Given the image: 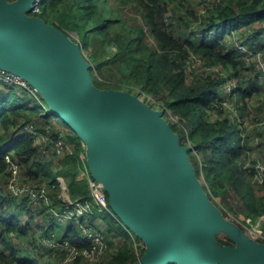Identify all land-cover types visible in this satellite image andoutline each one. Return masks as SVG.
Instances as JSON below:
<instances>
[{
	"label": "trees",
	"instance_id": "1",
	"mask_svg": "<svg viewBox=\"0 0 264 264\" xmlns=\"http://www.w3.org/2000/svg\"><path fill=\"white\" fill-rule=\"evenodd\" d=\"M40 1L37 5L41 11L37 13L32 10L30 14L41 16L71 37L72 32L78 35V39H73L79 42L85 58L91 63L89 71L96 86L108 88L104 85L109 86L108 83L113 79L112 83L119 85L120 79L132 76L133 73L142 77L145 85H154L153 88L147 87V90H156L157 82H161L169 94L166 106L172 116L176 117L175 121H168L179 135L180 142L189 138L188 153L197 176L199 177L200 170H205L208 180L214 185L221 178L232 183L236 188L235 196L240 202V211L251 215L264 209V185L248 190L243 180L239 181L237 177L238 172L243 170L241 151L246 150L247 145L250 149V142L244 139L240 127L237 128L235 121L228 116L226 111L229 108L226 107L225 111L214 106L219 92L228 100V94H237V100L233 104L243 113L247 110L239 106V101L243 100L247 105V98L254 93L264 92V71L256 61L249 58L248 67L255 74L247 77L240 67L246 57L238 48L241 44L249 49V53L256 55L259 52L260 59L264 62V25L254 34L256 37L253 40L243 39L241 33L236 37L231 33L254 21L263 24L264 0H221L213 4L211 14L203 18L197 30H184V36L180 38L175 35L173 26L175 29L179 28V21L185 20V26L189 27V18L194 15L192 9L182 11V0H131L141 12L139 25H126L119 11L108 4L109 0ZM170 2L176 3L180 16L175 12L167 14ZM123 28L134 35H126ZM142 36L152 38L155 44L145 41ZM254 40L257 42L253 43ZM191 53L208 64L221 65L225 71L229 68L227 72L235 75L237 82L226 89L223 72V75L210 73L205 77L189 79L186 75V59ZM121 63L126 72L121 71ZM0 85L4 89L0 92L3 93L0 95V175L7 177V187L5 183H0V264H89L82 259L64 263V252L60 248L53 249L44 244L42 240L47 236L68 238L79 247L85 245L86 240L81 238L80 228L74 222L62 223L47 205L37 206L26 195H13L8 188L9 172L5 169L4 159L6 152L11 153L12 158L21 165L28 181L55 184L52 195L54 194L55 203L60 205L57 176L65 179L71 196L89 197L81 181L76 180L78 169L82 165L79 155L84 151V146L74 133L66 136L70 150L54 153L49 158L43 157L40 145H53L52 134L44 127L54 129L52 122L55 119L49 114L38 113L40 106L33 97L32 102L18 104L14 98L20 94L18 90H22V87L1 81ZM263 105L264 100L260 99L255 109L258 110ZM209 113L215 116L214 119L206 118ZM55 135V140L60 138L59 133L55 132ZM192 147L196 148L193 151L195 154L201 155L202 164L196 160L195 155L194 161L192 160ZM216 152L218 154L215 155ZM263 153L264 151H260L259 155ZM250 163L253 165L255 161L250 160ZM23 216H26L25 220ZM116 216L113 211L94 216L106 223L104 233L107 241L114 236L111 234V227L129 237V229ZM94 221L93 218L90 220L92 224H95ZM219 241L230 243L226 236ZM23 249L26 251L23 252ZM144 250L143 246L142 252L135 259ZM22 255L26 256L25 259ZM90 264L116 262L108 260Z\"/></svg>",
	"mask_w": 264,
	"mask_h": 264
},
{
	"label": "water",
	"instance_id": "2",
	"mask_svg": "<svg viewBox=\"0 0 264 264\" xmlns=\"http://www.w3.org/2000/svg\"><path fill=\"white\" fill-rule=\"evenodd\" d=\"M34 2L0 0V67L25 79L80 138L111 210L144 243L130 264H264V243L209 197L164 111L96 86L79 42L30 14Z\"/></svg>",
	"mask_w": 264,
	"mask_h": 264
},
{
	"label": "rangeland",
	"instance_id": "3",
	"mask_svg": "<svg viewBox=\"0 0 264 264\" xmlns=\"http://www.w3.org/2000/svg\"><path fill=\"white\" fill-rule=\"evenodd\" d=\"M221 0H182L181 3H183V5L181 6L182 11L187 10V9H192L194 10V15L190 16V22L191 24L186 27V21L183 20L182 22L179 21L178 26H180L179 28H176L173 26V30L174 33L177 37H183L184 36V30L188 31L189 30H197L198 25L202 22L203 18L209 14H211L210 12L212 11V7L213 4L215 2H220ZM229 1V0H228ZM108 4L112 7V8H116L120 15L123 17L122 21L126 24V25H136L140 22V11H138L139 9H137L136 7V3H133L131 0H109ZM175 2H170V4L168 5V10H167V14L173 13L175 12L176 15H181L180 11L176 10L175 7ZM44 6V4H43ZM179 20V19H178ZM264 23H260L257 21H254L253 23H251L248 26H240L236 31L231 32L232 35L234 37L238 36L240 33L243 37V39L246 38H250L251 40L255 39V33L259 30V28L261 26H263ZM123 31L125 32V34H129L130 36H133L134 33L128 31L126 28H123ZM73 35H75L76 37H78V35L74 32H72ZM71 34V33H70ZM141 38H143L145 41H148L150 44L154 45L155 42L152 38L150 37H145L142 36ZM257 41L254 40L253 43H256ZM256 45V44H254ZM264 45V42H263ZM241 47V46H239ZM256 49V48H255ZM245 57L246 59L243 58V63L240 65V67H242L244 69V73L246 74L247 77H252L255 74V71L248 67L250 65L249 61H248V57H247V52L243 53L244 50H239ZM252 59L254 61H256L257 64H259L261 66V59L259 58V55H253ZM122 65V72H126L125 67ZM186 75L189 79L192 78H197V77H205L207 74L210 73H220L223 75H225L226 78V89L230 88L231 85H234L237 82V78L235 75H230L227 71H229L226 69L223 70V68L221 67V65H217V63L211 65L205 62L204 59H202L201 57H199L198 55H195L193 53L189 54V56L186 59ZM223 72V73H222ZM106 74L108 75V70L106 71ZM114 81L111 80L108 85H104V87H108V88H115V89H122V90H127L129 92H132L134 94H137L139 97H141L144 101H146L147 103H149L150 105H152V107L157 108V109H162L164 111V116L167 120H171V121H175L176 117L172 116V113L169 109V107L166 106L167 103V99L169 97L168 92L166 91V88L162 86L161 82H157V89L155 90H147V87L149 88H153L154 85L153 84H147L145 85L142 81L143 78L138 76L137 73H133L132 76H125L123 79H120L119 82L120 84L117 85L115 83H112ZM2 85V84H1ZM0 85V92L2 90H4L2 88V86ZM30 85V84H29ZM28 86V85H26ZM22 90H18V92L20 93L18 96H15L14 100L18 103V104H25L26 101L32 102V97L36 100V102L39 104L40 106V112L38 113H42V114H49L51 115V117H53V128L51 129L50 127H44L45 129H49V131L52 134V139L53 141L56 138L55 132L59 133L58 137H62L63 139H65V141L67 142V137L71 136L72 134L74 135V131L69 128L67 126V124L63 121H61L59 118H57L55 115L49 113V109L44 101V99L42 98V96L40 95V93H38L36 90L34 91L31 87H22ZM3 93H0V95ZM224 94L222 92H219L214 100V106L217 107L218 109L221 110H225L226 107H228L229 109L226 111L228 116H230L234 121H235V125L237 126V128L240 127V129L242 130V135L244 137L245 140L250 142V149L247 145V149L246 150H242V161H243V170L239 171L237 174V177L239 179V181L244 182V184L246 185V188L248 190H250L251 188H257V187H261V186H256L253 183H251L250 181V177H249V173L247 171L246 168V163H247V158H248V151H250L249 154V158L251 159V161H255V163L258 161V157H259V153H258V149L260 151H262V149L260 148H255V144L254 143V138L257 137V144H261L262 147H264V141L261 138V136L257 133H255L249 125L253 124L255 122L256 118H262L264 116V112H262V110H264V105L259 108L258 110L255 109L258 101L260 99L264 100V92H260V93H254L253 95L250 96V98H247V105L244 104L243 100L239 101V106H243L244 109H246L247 111L245 112H241V110H239V107L235 104H233V102H235L237 100V94H228V96L226 97H230V100H228V98H223ZM216 109V108H215ZM243 111V110H242ZM208 112H210V110H208ZM214 115L212 113L208 114V117L206 116V118L208 120H212L214 119ZM38 125L39 122L37 123ZM239 126V127H238ZM249 126V129H248ZM59 128V130H58ZM0 134L2 133V129H0ZM264 133V131L262 132ZM260 133V134H262ZM54 135V136H53ZM236 139L238 138V135H235ZM182 143H184V145H190V140L189 138L187 139H183L181 141ZM243 142V141H242ZM253 145V147H252ZM195 147H192V153L191 156L192 160L194 159V155L197 161H199L201 164L203 163V159L201 158L200 154H195L196 151ZM218 154V152L215 153V155ZM53 155L52 153H49V157ZM43 157L49 158L47 156H45L44 154L42 155ZM248 158V159H249ZM194 161V160H193ZM83 166L81 165V168ZM89 171V170H88ZM91 174V173H90ZM199 178L205 188V190L207 191V193L209 194V196H211L212 200H214V202L217 204V206H219V208L221 209L222 213L228 217L230 220H235V221H240L242 218L244 217H256L258 214H263L264 213V209L259 212L257 214V212H255L254 214L249 215L248 213H246L245 211H240V206H239V200L237 199V197L235 195H237L236 192V188L235 186L224 180V179H217L214 185L212 182H210L207 178L206 175V171L205 170H200L199 171ZM25 179V177H24ZM26 180V179H25ZM0 183H5L6 187H7V177H5L4 174L0 175ZM58 184V183H57ZM81 184L84 186L85 190L87 193L90 192L89 189V185L87 183V180H82ZM58 186L60 187V185L58 184ZM218 188V189H216ZM264 188V187H263ZM60 193V189L58 188V195ZM54 195V194H53ZM78 196H82V195H78ZM69 197L70 198H74L73 196H71V194L69 193ZM256 200L258 201V199L256 198ZM117 217V216H116ZM26 219V216H23V220ZM28 219V218H27ZM118 220V219H117ZM120 222V220H118ZM121 223V222H120ZM98 224L100 226H105L106 223H102L100 220H98ZM122 224V223H121ZM111 230V234H113L114 236L110 237L108 244H109V249L106 250V252L96 261H87L89 264L93 263V262H105L108 260H112L114 262H116V264H130L132 262L133 259H135V256L137 254H139V252H142V248H143V244H141V240L134 235L130 230H129V237H127L126 235H124L123 233H121L120 231L118 232L116 229H114L113 227L110 228ZM105 232V231H104ZM223 234H218L217 238L218 240L223 238ZM26 251L25 249H23V252ZM29 254H31L29 252ZM22 258L25 259V255L21 256Z\"/></svg>",
	"mask_w": 264,
	"mask_h": 264
},
{
	"label": "built area",
	"instance_id": "4",
	"mask_svg": "<svg viewBox=\"0 0 264 264\" xmlns=\"http://www.w3.org/2000/svg\"><path fill=\"white\" fill-rule=\"evenodd\" d=\"M215 2L214 4H217ZM38 3H35L32 7L34 12H40L41 9ZM72 36L76 39L75 35ZM241 46V47H239ZM238 48L247 52V57L252 58L253 53H249V49L245 45H238ZM259 50V49H255ZM260 58V53H257ZM256 54V55H257ZM260 66V65H259ZM261 69L264 71V62L261 61ZM0 81L6 84H13L19 87H31L34 91L35 89L29 85V83L23 79L20 75L8 71L0 67ZM28 85V86H26ZM264 112V110H262ZM250 128L264 139V116L262 118H256L255 122L249 125ZM248 126V129H249ZM31 127V125H27ZM262 133V134H260ZM257 137L254 138L255 148L257 147ZM46 139L44 140V142ZM41 152L49 157V153H62L66 150H70L68 142L62 137L53 141V145L47 146L46 144L40 145ZM264 151V150H262ZM258 153L260 150L258 149ZM250 154V152H249ZM261 158L256 163L251 165L250 158L248 155L246 168L249 173L250 181L256 186L264 185V153ZM82 163V174L87 180L89 185V197H69V191L67 184L64 182L62 177H58L56 182L60 185V193L58 195V200L60 205L55 203V198L52 195L55 184L48 185L46 182H36L28 181L24 179L23 169L16 159H13L11 153L6 152L4 154V159L6 161V171L9 172V182L8 188L10 192L15 195H26L34 205H47L53 215L57 217L62 223L72 221L76 226L80 228L81 238L86 240V244L82 247L77 246L72 243L68 238L56 239L53 237L43 238V242L48 247L53 249L60 248L64 252L63 262L71 263L78 259L87 261H96L99 259L106 250L109 249L108 241L105 237L104 230L95 224H92L90 220L96 214H103L105 212H112L109 203L107 193L103 187V184L95 179L90 172L85 162V152H80L79 155ZM251 238L256 241L264 243V213L258 214L256 217H244L240 221H235ZM141 244L144 243L141 241ZM169 264H177L175 262Z\"/></svg>",
	"mask_w": 264,
	"mask_h": 264
},
{
	"label": "crops",
	"instance_id": "5",
	"mask_svg": "<svg viewBox=\"0 0 264 264\" xmlns=\"http://www.w3.org/2000/svg\"><path fill=\"white\" fill-rule=\"evenodd\" d=\"M261 49V48H260ZM263 139V138H262ZM263 141H264V139H263ZM257 147L258 148H260V149H262V150H264V147H262V145L260 144V145H257ZM260 158H261V156H259L258 157V160H260ZM58 177H62V176H57L56 177V179L58 178ZM63 178V177H62ZM63 180H64V182L66 183V181H65V179L63 178ZM76 180H78V181H82V180H86L85 179V177L83 176V174H82V168H81V166L79 167V169H78V172H77V175H76ZM68 188V187H67ZM69 191V190H68ZM70 193V192H69ZM93 220H95L94 222L100 227V228H102L103 230H104V225L103 226H100L99 224H98V220H99V217H97V218H94L93 217ZM65 223H67V222H65ZM64 223V224H65ZM109 245V244H108Z\"/></svg>",
	"mask_w": 264,
	"mask_h": 264
}]
</instances>
